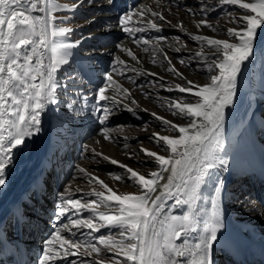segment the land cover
<instances>
[{
    "label": "snow or ice",
    "instance_id": "obj_1",
    "mask_svg": "<svg viewBox=\"0 0 264 264\" xmlns=\"http://www.w3.org/2000/svg\"><path fill=\"white\" fill-rule=\"evenodd\" d=\"M82 3L83 0L75 4L58 3L57 0H0V190L7 187L8 170L15 162V152L22 150L28 139L42 131V113L48 105L60 102V91L68 96L66 109L73 110L79 106L80 113L90 111L100 125L101 135L111 140L116 137L109 135L112 129L108 121L114 114L123 109L136 115L134 108L124 103L128 100L136 105L130 91L119 86L113 89L114 73L133 84H136V79L129 72L151 77L147 83H158V91H178L197 99L170 107V111L186 121L182 125L148 113L175 134L153 133L149 137L167 154L139 150L151 158L156 171L141 174L131 167L118 165L130 174L126 178L139 189V194L119 195L99 180L98 183L107 189V195L104 191H95L74 198L76 193L67 190L57 193V219L82 217L84 212L90 215L88 218H72L69 223L55 229L45 240L37 264H63L64 261L69 264H106L105 259H92L93 253L99 256L102 252L107 264H216V246L222 242L225 245L229 243L224 235V180L220 175L221 171L230 167L225 140L227 111L235 105L238 77L245 63L254 56L258 32L264 29V0H215V3L197 0L200 5L198 13L205 17L196 25L198 29L219 31V25L210 23L206 17L226 6L237 7L247 13L232 17L238 28L227 29L228 39L184 34L191 41L208 46L212 55L203 51L188 53L180 56L179 62L186 67L195 64L194 70H200L203 63L204 70L215 73L210 75L209 83L197 85L185 81L184 86H172L157 74L138 71L120 56H114L109 71L105 73L103 86L98 87L94 95L85 93L83 89L69 92L68 86L58 79L70 64L73 50L83 43V38L70 39L74 29L63 25L71 17L59 13H74ZM186 11L189 15L198 14L192 8ZM143 14V11L136 13L141 18ZM150 14L157 21L167 22L160 11ZM131 15L130 10L128 15L118 18L119 29L143 47L145 53L151 49L153 64L163 66L167 62L168 71L184 79L176 68L171 67L167 54L158 46L167 37L145 38L143 35L148 31L160 33L164 30L152 21L130 28ZM152 39L157 40L156 45L150 43ZM116 47L132 60L140 62L130 49L120 44ZM173 51L179 53L181 49ZM157 52L163 60L157 61ZM166 84L169 87L165 88ZM136 86L143 88L140 84ZM109 90H112V95L108 94ZM90 100L93 103L89 108ZM97 155L93 152L94 158ZM109 162L118 164L114 159ZM116 178L125 177L117 175ZM209 183L213 185L211 208L207 218L201 221L203 209L198 208V202L202 199V187ZM34 194H38V189ZM90 195L98 199L81 202ZM169 201H174L171 207ZM181 205L186 206V211L174 214L172 208ZM252 211H256L255 206ZM73 229L87 230V238L81 239L83 233L77 235ZM102 229H108V234L97 235ZM62 232L67 233L68 238L61 235ZM197 232L196 239L190 240L189 237ZM77 256L79 259H76Z\"/></svg>",
    "mask_w": 264,
    "mask_h": 264
},
{
    "label": "rangeland",
    "instance_id": "obj_2",
    "mask_svg": "<svg viewBox=\"0 0 264 264\" xmlns=\"http://www.w3.org/2000/svg\"><path fill=\"white\" fill-rule=\"evenodd\" d=\"M99 1H103L106 6L104 8H101L100 10H97V7L92 6L97 4V2ZM111 1L113 0H91V2L90 0H83L81 6L77 8L74 13L68 11L59 13V15L61 16L71 17V19L68 20L63 26L73 28L74 31L71 33L70 39L74 41L83 38V43L81 45H84L85 47L84 50H79L78 48H76L73 51L75 54L72 58L73 61L70 62V64L66 66L58 76V79H60L64 84L68 86L69 92H78L79 90L83 89L85 93L94 95L96 89L100 86H103L105 73L108 72L109 69L106 67L103 68V71H101L100 69V67L105 64L106 59H96L95 51H100V47L98 46L100 44L98 43L99 38L93 36L92 33L102 30L105 33L115 35L119 29L117 25L118 18L122 15H128L130 10L132 13L131 23L129 24L130 28H135L141 26L142 23L152 21L154 23H157L158 27L164 30L160 33H157L154 30L148 31L143 35L145 36V38H157L160 36L167 37V40L164 42H160L158 46L163 50L164 53L167 54L168 59L171 61V67L176 68L183 75L184 79H181L179 76H176L174 73L168 71L169 64L167 62H165L163 66H161L159 63L153 64L151 62V49L149 53H145L143 47L135 44L133 40L126 36L125 33H123L120 29L119 32L121 33L118 34L114 38V40H111L109 38V42H111L113 46L110 51L111 57L107 58V60L113 62L112 58L114 56H120V58L126 64L131 65L132 68L137 69L138 71L155 73L158 76L162 77L164 80L169 81L172 86L176 84L184 86L185 81H192L197 85H200L199 83H209L210 75L215 74L209 73L204 70L203 63H201L200 70H194L196 68L195 64H193L191 67H186L179 62V57L186 56L188 53L203 51L209 56L212 55V52L208 46H201L198 43L191 41L187 36L184 35L185 33H190L192 35H206L219 39H228L229 37L227 36V29L238 28L237 22L233 20L232 17L247 14L240 11L237 7L233 6H226L223 9H218L216 12H213L208 17H206L210 23L219 25V31L214 32L213 30L208 28L198 29L196 27L199 21L205 18L198 13L200 5L197 3V0H159V3H157V0H133L134 3L136 2L133 5L129 4L128 7L126 5H122V7H125V10H123V12H121L120 10L121 13H119V15L116 11V8H118L119 4H117V2H115V4H108ZM121 1L125 4L128 2V0ZM57 2L75 4L79 3L80 0H57ZM211 2L215 3V0H211ZM243 2H253V0H243ZM187 8H192L193 10L197 11L198 14L194 16L189 15L186 11ZM141 11H143L144 13L143 18L136 15V13ZM156 11L162 12L165 16V21L167 22H160L155 20L151 16L150 12ZM102 12L104 13L101 14ZM105 14L110 15V17L113 18L114 22L112 26H109L108 22H99L92 28L91 23L95 21L93 19L94 16L99 15L105 18V16H107ZM117 15L118 18L116 19ZM177 28H179V30H177ZM176 37H179V39L177 40ZM150 43L152 45H156L157 40L152 39ZM117 44H120L121 47L130 49L140 62L138 63L137 61L132 60L126 52H121L116 47ZM175 48H180L181 51L179 53H176L175 51H173V49ZM80 57H88V60L90 61L87 64L88 67L83 66L81 61L75 59ZM155 58L157 59V61L163 60V57L159 54V52L155 54ZM261 59V66L264 68V49L261 53ZM94 69L96 71H94ZM93 71L95 76L92 74ZM257 71L261 72L260 67H257ZM263 72L264 69L262 70V76L260 77L264 78ZM129 75L134 76V78L136 79V84H133L131 81L124 79L118 73L113 74V80L115 81V84L112 86L113 89L117 86L128 89L131 93L132 99L136 101V105H132L128 100L124 101V103L128 104L129 107L134 108L136 115H133L132 113L121 109L108 121V125L111 126L112 129L109 135L120 136L123 138L121 140L105 139L100 133V125L98 124V122H96V118L91 114L90 111L80 113L79 110H77V112L79 113L77 114L74 113L75 109H66L65 101L68 99V96L64 91H60L58 93L60 104L57 105L58 107L54 109V112H56L58 115L59 123L57 124V126H55L54 131L56 132L57 138H59L60 141V143L58 144L59 149L56 148L55 153L48 165V168L46 169V171H44L45 173L43 172L44 174L42 173L40 176H32L33 182L31 187H34V184L36 185L35 187L38 189L39 196L42 195L41 192L43 191V201L41 202V204H39L43 207L42 212L40 211V213L38 214V207L35 206V202L37 204V201H40L37 198V194H34L36 190L35 187V190L34 188L28 187L30 189L27 190V188V192L25 190L19 197L22 203L26 200L27 195L28 202L27 206L23 207H20V204H18L20 209L23 208L21 210L23 216H26L23 217L20 211V219H18L17 223L18 225L20 224V226H18V229L21 226H28L29 224L30 228H25L27 235L23 236V241L31 236V230L32 236L28 239L32 238L33 241L35 239V244L33 242L25 243L18 241L17 246L14 247L9 243L4 234L3 238L10 246L7 245L5 251L0 252V261L4 260L3 257H5L7 253H10L6 252L7 250H10V247L12 248V250L10 251L12 252L13 260H15L13 251L16 250L20 245H24V264H27V258L30 253L40 248L36 259L32 262V264H36L37 257H39L42 252V243L44 244L45 240L49 239L50 234L53 233L55 229L61 227L62 224L69 223L70 219L72 218L89 217L90 213L84 212L82 217H60L59 219H57L55 215L57 193L65 192L67 190L68 192L76 193V196L74 198H80L81 194H90L94 193L95 191H104L107 195V189H105L102 184L98 183L99 180L107 184L109 188H111L113 191H116L119 195L139 194V189L126 178L130 174L125 173L124 169L119 167L118 165L131 167L134 171H137L141 174L156 171V166L151 162V158L146 157L139 150L147 149L149 151H154L157 154H164V150L161 147H158L156 143L149 140V137L153 133L159 135H169L172 130L164 127L159 120L153 119L148 115V113H155V111L153 110L160 112V110L162 109L165 112L172 114L173 112L169 109L175 103L195 102L197 98L189 94H181L178 91L171 93L162 90L158 91V83H147L148 80L152 79L151 77L140 76L132 72H129ZM87 78L88 80H86ZM80 81H82L81 84ZM137 84L143 85V88L137 87ZM89 87L93 88L89 89ZM164 87L167 88L169 87V85L166 84L164 85ZM143 93H149V95L145 96ZM108 94L112 95V90H109ZM92 103L93 101L91 100L88 102L89 108L91 107ZM255 105L256 106H254L253 110L257 115V119L262 123V128L255 132L252 141L257 143L256 145L258 146V149H261L263 146L264 151V100H262V102L260 103H256ZM84 114L90 117L92 121L93 119L95 120L90 124L87 123L75 129L76 133L79 135V139H82L83 142H80V144L78 143V141H75L74 145L76 146H72L73 138H71L72 132L69 128L71 126L77 125L74 122H68V117L71 118V115H77L81 117ZM156 115L168 121H171L176 125H181L178 122L185 121L180 119L178 116H175V114L173 117L169 114L161 115L156 113ZM174 119H177V121H175ZM128 127L130 128V130ZM91 129L93 130L90 132ZM84 137L86 138L84 139ZM64 142L66 144H64ZM69 147L71 149L70 151L68 149ZM66 148L68 149L67 151ZM93 152L98 154L97 157H93ZM102 157H107L108 159L105 160ZM112 159L116 160L118 164H111L109 161ZM80 169H83V171H80ZM117 175L125 178L117 180ZM248 177L249 174L246 173L243 174L239 180L235 178L229 179L228 183L226 184L229 185V187L225 186L226 196L223 198V205L228 206L229 208L235 206L238 212H244V214L247 215L244 218L253 216L256 217L258 214L257 208H260L263 212L262 218H264V183L259 182V180L255 181L254 179H251V177L250 179H248ZM87 199L98 198L94 197V195H90L86 196L85 199H82L81 202L85 203ZM253 206H255L256 211H252ZM101 210L105 209L101 207ZM14 212V209L10 210L5 216L4 220L7 218L5 220L6 235L8 236V239L11 241V243L13 245H16L15 239H17V233L15 229L17 228L14 229L16 218L11 215ZM27 217H31L34 219ZM0 226L2 228L5 226L4 221L3 223L1 222ZM43 228L45 230H42L41 232V229ZM5 229L3 228L4 232ZM21 232V235L25 234L24 231ZM40 232L41 236L39 238ZM73 232H76L77 235L83 233L81 239L87 238V230L85 229H73ZM101 234H108V229H102L101 232L97 235ZM61 235H64L65 238H68L67 233L62 232ZM97 246L99 247L100 245L98 244ZM216 257V264H243V262L234 260L232 257L222 252H217ZM263 258L264 257H260L259 262L264 263ZM69 259L72 258L70 257ZM76 259H79V257L77 256ZM92 259H105L107 264V258L103 255V252L99 256L93 253ZM63 263L69 264L68 261H64Z\"/></svg>",
    "mask_w": 264,
    "mask_h": 264
},
{
    "label": "bare ground",
    "instance_id": "obj_3",
    "mask_svg": "<svg viewBox=\"0 0 264 264\" xmlns=\"http://www.w3.org/2000/svg\"><path fill=\"white\" fill-rule=\"evenodd\" d=\"M105 6L106 5L103 1H99L92 7H97V10H100ZM93 19L95 21L91 23L92 28L99 22H108L109 26H112L114 22L110 15L105 16V18L98 15L94 16ZM120 33L121 32H119V29L115 35L105 33L102 30L92 33L93 36L99 38L98 43L100 44L98 45L100 47V51H95L96 59H106L105 64L100 67L101 71H103V68L105 67L109 69L110 65L112 64L111 61L107 60V58L111 57L110 51L113 46L111 42H109V38L114 40V38ZM255 47L256 52L254 56L250 61L245 63L243 70L238 77L235 105L229 108L227 111L225 140L230 167L227 171H221L220 173L224 180L223 198L226 196L225 186L229 187V185L226 184L230 178L239 180L243 174L248 173L251 179H254L255 181L259 180V182L264 183L263 146L261 149H258V146L256 145L257 143L252 141L255 132L262 128V123L257 119V115L253 109L254 106H256V103H260L262 100H264V78L260 77L262 76L261 72L264 69L261 66V53L264 49V29L259 30ZM78 49L84 50L85 47L84 45H80ZM75 59L82 61L86 65L90 62L88 57H80ZM72 61L73 59L71 62ZM257 67H260L261 72L257 71ZM199 84L204 85L201 83ZM91 88L93 87H89V89ZM59 104L60 102L55 105L50 104L47 106L45 111L42 113V131L38 135L28 139L26 146L23 147L22 150H17L15 152V162L8 170L9 175L7 187H5L3 190H0V225L1 222L3 223L7 213L13 209L17 215V218L20 219L21 209L18 208V204H21V200L19 198L20 195L23 194V192L28 187L32 186V176H40L44 171H46L56 148L59 149L58 144L60 141L59 138H57L56 132L54 131L55 126H57L59 123L58 115L56 112H54V109L57 108V105ZM153 111H155V114H169L172 117L174 116L173 113H167L162 109L160 112H157L156 110ZM175 121H177V119ZM178 123L182 125L185 124L186 121ZM174 134L175 133L172 131L169 135ZM115 137L117 140L123 139L120 136ZM77 138L79 139V135H77ZM164 154L167 153L164 151ZM245 161H248L252 167L246 166L244 164ZM33 186L35 187L36 185L34 184ZM212 188L213 185L211 183L202 187V199L198 202V208L203 209L202 215L200 217L201 221L207 218L209 214V209L211 208L210 197L213 194ZM173 203L174 201L168 202L170 207ZM184 211H186V206L184 205H181L177 208H172V212L174 214H182ZM223 211L225 223L224 235L229 243L227 245H225L223 242L218 244L216 246L217 252H222L226 255H229L234 260L243 262V264H264L259 262L260 257H264V218H262V210L257 208V216L248 218H244L247 215H245L244 212H238L235 206L229 208L228 206L223 205ZM18 226L19 225L16 224L17 229ZM4 234L5 232L0 226V252L5 251L7 245L10 246L3 238ZM197 235L198 232L193 233L189 239L194 241ZM31 242L35 244V239L34 241L32 238L27 239L25 243ZM10 250H12V248ZM10 250H7L6 252H10L12 254ZM24 250L25 246L20 245L16 250L13 251L16 264H24Z\"/></svg>",
    "mask_w": 264,
    "mask_h": 264
}]
</instances>
